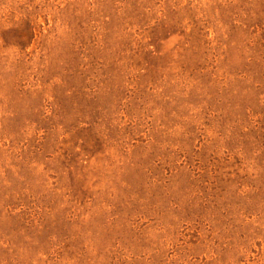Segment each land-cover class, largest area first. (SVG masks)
Instances as JSON below:
<instances>
[{
    "label": "rangeland",
    "instance_id": "obj_1",
    "mask_svg": "<svg viewBox=\"0 0 264 264\" xmlns=\"http://www.w3.org/2000/svg\"><path fill=\"white\" fill-rule=\"evenodd\" d=\"M0 264H264V0H0Z\"/></svg>",
    "mask_w": 264,
    "mask_h": 264
}]
</instances>
